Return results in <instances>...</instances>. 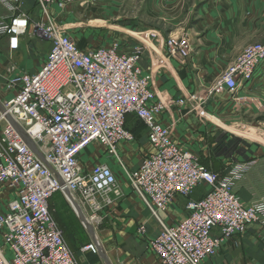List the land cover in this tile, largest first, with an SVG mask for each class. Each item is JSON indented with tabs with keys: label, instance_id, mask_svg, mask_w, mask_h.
<instances>
[{
	"label": "built area",
	"instance_id": "2783aa9c",
	"mask_svg": "<svg viewBox=\"0 0 264 264\" xmlns=\"http://www.w3.org/2000/svg\"><path fill=\"white\" fill-rule=\"evenodd\" d=\"M69 1L37 0L41 19L35 22L21 10L23 0H0L12 12L8 20L0 18V38L8 37L11 50L19 48L25 34L51 44L36 73H18L11 79L17 92L0 108V184L16 190L7 211L0 214V264H79L53 218L54 194L62 191L66 196V186L85 218L100 221L124 195L111 166L95 164L90 170L83 166L80 154L93 142L118 160L134 193L159 222L160 233L148 245L161 264H202L237 233L253 224L264 228V197L246 204L236 191L250 164H235L226 173H216L201 164L194 152L183 149L172 137L171 127L156 119L165 105L155 100L152 68L144 72L139 65L143 47L123 52L120 43H113L84 50L52 13L54 7L63 10ZM143 36L151 39L157 33ZM191 50L189 41L168 37L167 55L184 60ZM263 62L264 41L247 46L209 93L215 94V88L235 93L253 79ZM178 102L183 104L185 99ZM130 114L146 125L153 147L136 170L126 167L118 151L121 143L135 139L126 127ZM8 118L21 127L44 159ZM203 185L206 193L189 199L187 216L168 224L163 214L175 199L187 198ZM138 233L146 236L145 225ZM82 250L100 254L101 249L97 240H91Z\"/></svg>",
	"mask_w": 264,
	"mask_h": 264
},
{
	"label": "crops",
	"instance_id": "0c3cea01",
	"mask_svg": "<svg viewBox=\"0 0 264 264\" xmlns=\"http://www.w3.org/2000/svg\"><path fill=\"white\" fill-rule=\"evenodd\" d=\"M21 10L31 21L41 17L37 0H23ZM58 10L54 7L52 12ZM198 12V19L201 16L203 18L199 19L195 27L197 32L202 31L197 51H204L206 57L204 60L197 56L196 45H192L189 56L184 60L171 57L167 55L166 50L160 48V53L164 54L165 51L164 57L167 59L162 63L164 60L161 61L158 54L157 57L162 63L160 65L155 58L154 50L146 45L148 43L150 45L155 37L146 39L142 36V42H146L143 43L146 46L140 56L139 65L144 72L152 68L155 100L165 105L156 119L161 124L171 127L172 137L183 149L194 152L201 164L216 173H226L235 164H250V169L238 181L236 191L244 203L251 204L264 197V152L243 159L215 151V147L217 149L220 139L223 140L225 135L223 130L219 132L222 128L212 118H218L224 125H228L232 120L230 113L235 105L233 98L240 96L244 99L249 96V92L257 91L256 88H264V62L256 69L253 79L242 84L235 93L231 94L223 89L216 94H210L200 91V86L214 83L248 43L264 40V0H208L198 7ZM11 16L12 12L0 4V18L8 20ZM38 39H40L38 36L22 35L19 48L11 50L8 37L0 38V85H3L5 76L23 72L36 73L41 68L51 44L49 43V49L42 50V42ZM155 42L161 47L164 46L159 36ZM119 43L123 52H132L137 46L134 47L129 42ZM10 64H15L13 70L9 68ZM20 66H23V69ZM16 92L17 90L6 99L0 97V108ZM179 99H185V102L181 104L178 102ZM126 127L135 139L121 143L118 151L126 167L136 170L143 158L153 151V147L146 125L135 115L127 116ZM91 147H96L101 155L98 161L87 164L86 158L83 161L82 158L87 156ZM134 152L140 154L138 162L132 168L127 160ZM80 155L83 166L88 170L95 164L111 166L123 189V197L104 213V217L110 222V228L106 229V232L114 233L119 242L118 249L122 253L119 264H161L158 256L148 245L149 240L160 233L159 222L151 216L144 202L136 196L128 178L125 182L122 181L119 173L123 168L118 160L109 154L103 145L96 142L91 143ZM218 163H221V166L217 167ZM206 190L204 185L196 188L193 199L202 198ZM15 196L14 188L0 184V214L7 211L9 202ZM180 198L182 197L178 196L167 213L163 214L168 224L180 222L188 214L187 205L184 207ZM142 224L146 227L145 237L138 233V228ZM215 233L218 234L219 231L215 230ZM202 264H264V228L259 224H253L246 232L237 233L226 240L215 255L206 257Z\"/></svg>",
	"mask_w": 264,
	"mask_h": 264
},
{
	"label": "rangeland",
	"instance_id": "374dc122",
	"mask_svg": "<svg viewBox=\"0 0 264 264\" xmlns=\"http://www.w3.org/2000/svg\"><path fill=\"white\" fill-rule=\"evenodd\" d=\"M207 1L99 0L95 3H88L87 6H82L80 1L72 0L63 10L52 13L60 28L71 36L84 50L109 46L122 41L129 42L134 47L136 45L142 46L143 53L147 45L151 50H154L155 58L158 64L161 65L165 62L166 57H164L165 51L164 54L160 53V48L166 50V43L168 37L171 35L178 36L181 40L189 41L191 45H196L197 51V45L201 43L198 39L202 36V31L197 32L195 27L199 19L203 18L201 16L198 19V7ZM38 7L41 11L39 4ZM40 19L37 18L34 21L38 22ZM152 31L157 33V37L153 39V42L150 45L149 43L142 42V36ZM158 36L162 44L164 43L162 47L159 46V43L155 44ZM38 40L42 42V50L49 49L50 44L48 40L41 37ZM263 41L248 43L242 51H239L240 53L238 52L237 57L232 60L227 68L236 61L247 46ZM196 53L200 59L204 60L206 58L204 51H197ZM158 54L161 57L160 60H164L162 63L157 57ZM8 66L11 70L15 68V64ZM22 67L20 66V68ZM14 76L16 74L8 77L5 76V79L2 77L4 82L3 85H0L1 99L8 98L16 91V86L11 85V79ZM215 84L216 81L209 85L201 84L200 91L210 92ZM255 90L257 91L249 92L251 95L249 94L247 98L243 99L240 96L233 98L235 105L231 110L232 120L228 125H224L218 118H212L222 128L219 129V132L223 130V135H225L223 140L220 139L217 149L215 147V151L218 150L223 154H230L235 158L236 156L238 158L243 157V159L250 157V155L262 154L264 152V88H256ZM218 91L220 90L215 88L213 92L216 94ZM139 154V152H134L129 156L127 161H129L130 167L134 168L139 160ZM86 155L82 158V161L86 158L87 164H91V162L98 161L101 154L96 147H91ZM219 165L221 166V163H218L217 167ZM120 171L121 179L125 182L127 180L126 172L124 169ZM193 198L194 193L187 198L182 197L179 200L186 207L189 199ZM50 206L53 218L63 228L65 239L79 264H106L103 258L104 254L82 250L86 244L91 242L92 235L89 234L81 218L76 214L73 205L62 191L54 194ZM91 226L94 228L95 234L109 262L111 264H119L122 259V253L118 249L119 242L117 236L114 233L106 232V229L110 228V222L103 216L100 223H93Z\"/></svg>",
	"mask_w": 264,
	"mask_h": 264
},
{
	"label": "water",
	"instance_id": "95a60500",
	"mask_svg": "<svg viewBox=\"0 0 264 264\" xmlns=\"http://www.w3.org/2000/svg\"><path fill=\"white\" fill-rule=\"evenodd\" d=\"M8 119L20 131V133L22 134V137H23L24 141L33 149L34 152H36L42 159H44L43 155L38 152L35 143L25 134V132L21 129V127L19 125H16L10 118H8ZM63 187H64V191H65V194H66L67 198L73 204V207L75 209L76 214H78V217L81 218V220L85 223L86 229L88 230L89 234L92 235V240H97V236L95 234V230H94V228L90 224H88L87 219L85 218V215H84V213H83V211H82L79 203L78 202H75V200H74L71 192L69 191V189L66 186H63ZM100 254H104L103 255V258H104L106 264H111L109 262L107 256L105 255L104 250L101 249L100 250Z\"/></svg>",
	"mask_w": 264,
	"mask_h": 264
},
{
	"label": "bare ground",
	"instance_id": "6f19581e",
	"mask_svg": "<svg viewBox=\"0 0 264 264\" xmlns=\"http://www.w3.org/2000/svg\"><path fill=\"white\" fill-rule=\"evenodd\" d=\"M86 219H87L88 224H90V225L93 224V223H96V224L100 223V219H98V218H96V219L94 218L93 220H89L88 218H86ZM97 241L99 242L98 237H97ZM99 246H100V249L104 250L102 248V246L100 245V242H99Z\"/></svg>",
	"mask_w": 264,
	"mask_h": 264
}]
</instances>
